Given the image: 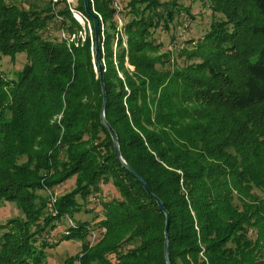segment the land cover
Listing matches in <instances>:
<instances>
[{
    "label": "trees",
    "instance_id": "1",
    "mask_svg": "<svg viewBox=\"0 0 264 264\" xmlns=\"http://www.w3.org/2000/svg\"><path fill=\"white\" fill-rule=\"evenodd\" d=\"M113 1L89 0L100 17L105 119L169 213L171 264H264V0H126L120 27ZM194 2L207 30L169 69L156 36L173 44L199 14ZM90 26L69 49L62 32L81 27L63 1L0 0V60L25 54L13 76L0 64V203L22 212L0 224V264H47L64 217L59 241L80 242L64 264H165L164 215L100 123ZM105 184L119 198L100 201ZM89 197L103 218L74 223Z\"/></svg>",
    "mask_w": 264,
    "mask_h": 264
},
{
    "label": "rangeland",
    "instance_id": "2",
    "mask_svg": "<svg viewBox=\"0 0 264 264\" xmlns=\"http://www.w3.org/2000/svg\"><path fill=\"white\" fill-rule=\"evenodd\" d=\"M9 1V0H5ZM11 1V0H10ZM19 1V0H18ZM22 2H31L34 3L38 2L39 6H44L45 0H21ZM123 1V2H122ZM118 7H120V10L124 7L126 0H116ZM185 4L189 3V0H183ZM195 6H193V12L197 13L199 12V8L196 2H194ZM20 5V4H18ZM25 5V3L23 4ZM74 8L76 11L81 13V10L79 9V0H74ZM22 6V5H21ZM28 8V7H27ZM57 10V8H56ZM204 10V9H203ZM200 9L199 14L197 17H194L193 22L189 25V27L186 28L185 31H183L182 28L177 29V38L174 40L173 44L170 41V34L165 33V32H159L157 39H159V42L163 44L162 51L164 53L166 51H171L170 59L169 62L171 65H166L167 68L171 69L172 62L174 60V66L180 65L182 63V59H178V54L177 56L175 53L177 52L176 50L181 47L189 48L191 49V42H195L199 39V37L207 30L210 18L209 14L205 11ZM83 13V12H82ZM121 12L117 13L118 18L121 20L120 17ZM71 15V14H70ZM72 17V16H71ZM88 18V17H87ZM99 18V25H100V17ZM89 19V18H88ZM182 19V18H181ZM83 19V23L80 24L81 31H79L75 35L74 42L67 41L68 48L72 47L74 45L75 47L78 46L80 40L81 42H84L86 39V36L89 35L91 37V26H90V19H89V24ZM120 22L123 23L121 20ZM61 29V28H60ZM50 33H52V29L49 28ZM63 33V32H62ZM65 33V32H64ZM54 35L59 36V32H54ZM66 36V34H65ZM71 37V36H70ZM64 39V38H63ZM175 51H172V50ZM91 56H92V45H91ZM93 58V63H94V57ZM1 64V70L7 72L8 74H11L13 76V73L18 72L22 70L24 64H25V54L24 53H19L14 56L13 60L10 56L3 57L0 60ZM128 67V66H127ZM129 69H132L129 67ZM74 184V179L67 180L64 182L58 189H56L57 196L64 194L65 192L69 191L70 188ZM100 201L102 200H110L112 198H119V194L117 190L111 185V184H105L101 186V191H100ZM92 197V196H91ZM87 198V203L83 204V212L76 214L73 217L74 223L76 221L80 222H97L103 218L102 216V207L101 203L98 204V197L95 198V201L97 202L98 205L93 204L92 199L93 198ZM55 198V196H54ZM22 212L21 210L15 205V204H8V203H0V224L4 223L5 221L12 219V218H17L21 217ZM68 218L64 217L57 225V227L51 232V237H49L48 241L52 244L58 243L57 247L54 249L47 250V264H64V261L66 258L70 256H74L77 253L80 252V242L79 241H73V240H60L61 236L65 235V232L68 230ZM96 236L93 237L95 239ZM203 259V258H202Z\"/></svg>",
    "mask_w": 264,
    "mask_h": 264
},
{
    "label": "water",
    "instance_id": "3",
    "mask_svg": "<svg viewBox=\"0 0 264 264\" xmlns=\"http://www.w3.org/2000/svg\"><path fill=\"white\" fill-rule=\"evenodd\" d=\"M82 2H83L84 13L92 22L93 34H94V46H93L94 64L96 66L97 71L100 72V84H101L102 99H103L102 100L103 103H102V107H101V111H100V123L108 131V133L111 137L115 157H116L117 161L119 162V164L141 184V186L146 191V193L148 195H150V197L156 202L159 210L163 213L164 218H165L164 259H165V264H171L169 253H168V228H169V223H170L169 213L165 210L164 205L161 202V200L158 199L157 197L153 196L150 193V191L148 190V187H147L145 181L142 179V177H140L136 173V171L124 161V159L121 156V151H120V146L118 144L117 135L105 119L106 94H105V87L103 84V74H102L103 65H102V61L100 60L101 46H100V38H99V31H100L99 18L93 11L90 10L89 0H82Z\"/></svg>",
    "mask_w": 264,
    "mask_h": 264
},
{
    "label": "built area",
    "instance_id": "4",
    "mask_svg": "<svg viewBox=\"0 0 264 264\" xmlns=\"http://www.w3.org/2000/svg\"><path fill=\"white\" fill-rule=\"evenodd\" d=\"M52 1V4H56L60 1H63L66 6H67V9L69 11V13L71 14L72 18L77 21L78 23L82 24L83 23V19H85V21L89 24V20L87 18V16L84 14V13H80L78 11L75 10L74 8V0H51ZM113 6L114 8L116 9L117 12L120 11V7H118V4L116 2V0L113 1ZM84 21V22H85ZM118 23H119V27L121 26V22L118 20ZM62 38H64L66 41H69L70 42H74V39H75V35H72L71 37L69 36H65V33H62L61 34ZM200 256L205 260V258L203 257L202 253H200Z\"/></svg>",
    "mask_w": 264,
    "mask_h": 264
}]
</instances>
